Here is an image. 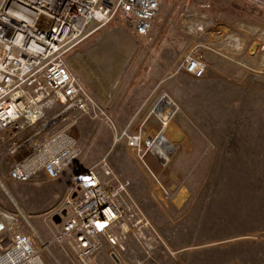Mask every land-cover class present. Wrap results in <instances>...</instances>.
<instances>
[{
    "label": "rangeland",
    "instance_id": "obj_1",
    "mask_svg": "<svg viewBox=\"0 0 264 264\" xmlns=\"http://www.w3.org/2000/svg\"><path fill=\"white\" fill-rule=\"evenodd\" d=\"M159 16L147 39L126 25L110 23L75 47L68 62L110 110L120 131L157 136L163 127L154 106L171 98L177 110L163 131L174 148L170 155L155 146V155L140 158L124 140L114 143L115 133L106 122L78 119L72 112L63 125L79 137L82 155L57 179L41 174L19 183L8 177L18 155L9 153L6 134L0 133V208L26 217L25 227L37 233L36 245L46 264H264L263 206L238 237L204 241L201 232L205 219L213 216L214 168L234 160L226 155L229 146L239 144L246 155L240 160L245 161L253 160V148L258 147L264 162V16L254 24L222 23L219 35L200 16L191 22L189 35L184 22H160ZM192 49L207 63L200 79L181 67ZM105 155L114 170L113 177L99 172L106 187H127L124 216L111 227L125 236V248L115 250L101 235L100 250L88 262L79 256L75 234L57 240L62 221L56 223L54 217L66 210L78 178ZM137 210L150 221L143 228L150 246L133 232ZM234 243V256L222 259L226 253L221 248ZM203 250L208 253L202 255Z\"/></svg>",
    "mask_w": 264,
    "mask_h": 264
},
{
    "label": "built area",
    "instance_id": "obj_2",
    "mask_svg": "<svg viewBox=\"0 0 264 264\" xmlns=\"http://www.w3.org/2000/svg\"><path fill=\"white\" fill-rule=\"evenodd\" d=\"M160 7L161 0H0V133L6 134L9 153L18 155L9 179L27 183L41 174L57 179L82 155L79 137L63 125L72 112L78 113V119L106 122L115 133L114 143L124 140L140 158L155 146L166 155L173 152L163 131L176 104L164 108L162 99L154 106L163 127L155 137L145 138L128 128L120 131L110 110L68 62L75 47L112 22L132 28L139 38H149ZM181 67L200 79L207 63L192 49ZM99 172L114 176L106 155L78 178L56 236L62 241L75 234L79 256L88 262L100 250L101 235L115 250L125 248V236L111 227L124 216L127 187L119 183L108 189ZM136 215L133 232L150 246L151 237L143 231L150 221L139 210L132 217ZM25 220L19 212L0 208V264H46L36 245L37 233L26 229Z\"/></svg>",
    "mask_w": 264,
    "mask_h": 264
},
{
    "label": "trees",
    "instance_id": "obj_3",
    "mask_svg": "<svg viewBox=\"0 0 264 264\" xmlns=\"http://www.w3.org/2000/svg\"><path fill=\"white\" fill-rule=\"evenodd\" d=\"M233 146H229L230 151L226 155L238 162L223 160L214 168V184L210 186L213 195L210 211L213 216L205 219V227L201 230L206 235L204 241L231 239L242 235L248 222L254 218L253 213L264 207V162L260 159L263 154L258 147L253 148V160H240L246 155L238 148L239 144L237 147ZM209 221L215 226L206 224ZM213 232L214 237H208ZM221 249H225L226 254H221L222 259H225L224 256H234L233 252L238 248L234 243ZM205 253H208L207 250L201 251L202 255Z\"/></svg>",
    "mask_w": 264,
    "mask_h": 264
},
{
    "label": "crops",
    "instance_id": "obj_4",
    "mask_svg": "<svg viewBox=\"0 0 264 264\" xmlns=\"http://www.w3.org/2000/svg\"><path fill=\"white\" fill-rule=\"evenodd\" d=\"M160 9L158 21L180 20L185 23L188 29L187 35L190 34V29H192L191 22L199 16L212 23L213 27L209 26L212 29L211 33L219 35L222 31V23L234 21L236 23L254 24V21L262 18L264 16V0H161ZM254 9L258 11L255 12ZM173 10L177 12H173ZM217 26H219L218 29ZM164 32L162 31V34ZM214 46H216L215 43ZM150 136L148 135L147 138ZM150 154L155 155L152 149ZM144 163L150 170L152 169L149 160L144 161Z\"/></svg>",
    "mask_w": 264,
    "mask_h": 264
},
{
    "label": "bare ground",
    "instance_id": "obj_5",
    "mask_svg": "<svg viewBox=\"0 0 264 264\" xmlns=\"http://www.w3.org/2000/svg\"><path fill=\"white\" fill-rule=\"evenodd\" d=\"M164 100H165L166 103L164 102V104H162L163 105L162 107H164V108H166V107L173 108L175 106V103L172 101L171 98H164Z\"/></svg>",
    "mask_w": 264,
    "mask_h": 264
},
{
    "label": "water",
    "instance_id": "obj_6",
    "mask_svg": "<svg viewBox=\"0 0 264 264\" xmlns=\"http://www.w3.org/2000/svg\"><path fill=\"white\" fill-rule=\"evenodd\" d=\"M66 215H67V210H63V212H62V216H61V215H56V216L54 217V221H55L56 223H61V221H62V217L66 216Z\"/></svg>",
    "mask_w": 264,
    "mask_h": 264
}]
</instances>
